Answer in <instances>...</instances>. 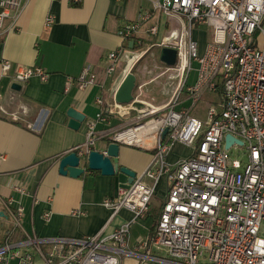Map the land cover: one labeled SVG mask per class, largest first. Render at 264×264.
Segmentation results:
<instances>
[{"label":"built area","instance_id":"built-area-1","mask_svg":"<svg viewBox=\"0 0 264 264\" xmlns=\"http://www.w3.org/2000/svg\"><path fill=\"white\" fill-rule=\"evenodd\" d=\"M23 1L0 0V36L16 27ZM79 2L71 0L73 5ZM151 12L180 25L179 33L159 45L176 51L175 66L169 69L176 72L178 84L164 108H143L135 98L124 105L133 106L135 116L132 127L116 133L117 142L131 143L134 134L147 126L158 135L154 158L145 172L115 198L102 202L112 218L121 210L132 218L109 234L102 231L76 239L30 237L22 228L23 208L12 209L11 199H0L13 224L0 243V264H127L128 259L135 264H264V0H157ZM152 13H143L118 30L124 46L107 55L104 77L115 72L130 42L134 50L143 44L136 33ZM53 22L49 15L46 27ZM200 26L212 31V41L202 53L192 38ZM157 30L153 25L147 34L154 36ZM1 68L5 73L10 64L4 62ZM192 72L196 78L188 85ZM48 77L40 67L17 66L13 82L22 85L31 78L45 82ZM72 84L79 89L104 88L89 65L67 80V87ZM184 93L190 109L175 110ZM205 93L219 96V109L210 107L203 122L190 112ZM95 103L100 111L87 125L85 143L76 151L79 156L93 149L97 122H106L108 111L100 96ZM164 129L168 132L161 139ZM227 136L234 142L225 149ZM174 143L188 147L191 154L171 167L165 158ZM162 175L166 194L155 228L148 239L132 245L131 227L150 213L154 186ZM143 179L152 180L154 186L148 187ZM13 191L25 193L17 185ZM42 218L48 219V214ZM15 231L19 240L12 239ZM158 248L165 250L164 258L158 257Z\"/></svg>","mask_w":264,"mask_h":264},{"label":"crops","instance_id":"crops-1","mask_svg":"<svg viewBox=\"0 0 264 264\" xmlns=\"http://www.w3.org/2000/svg\"><path fill=\"white\" fill-rule=\"evenodd\" d=\"M154 1L157 0H80L79 6L75 7L71 0H24L16 27L0 36V156L4 157L0 160V199H11L12 209L17 206L23 208L22 228L30 237L76 239L102 231L109 234L132 218L126 210L112 218V212L102 206L105 198H115L120 189L127 187L124 175L106 177L85 168V172L74 179L59 175L56 160L84 145L87 125L100 111L95 103L98 96L108 114L105 115L106 122L96 124V150L102 149L107 138L132 125L134 107L116 105L114 95L134 62L128 64L124 61L127 49L115 72L104 77L106 57L124 46L117 36L118 30L136 21L139 15L152 13ZM49 15L54 17V22L46 27ZM153 25H157L158 32L151 38L147 30ZM200 27L193 31L195 41ZM179 32L177 21L152 13L151 19L136 33V38L145 43L148 55L157 53L153 56L159 62L162 47H157ZM204 47H199L200 53ZM133 53L138 58V52ZM4 62L10 64L5 73L1 68ZM88 65L103 82L102 91L98 87L79 89L76 84L67 87V80L75 79ZM17 66L40 67L49 77L45 82L31 78L20 85V91H13L11 86L15 84L13 77ZM156 67H160L159 64ZM134 75L137 83L138 76ZM193 82L188 81L187 84ZM137 93L134 90L133 96L138 104L155 108L166 105L172 95L166 96L163 102L152 104L141 101ZM190 107L191 102L184 93L175 110H189ZM68 109H74L85 117L77 131L68 128ZM157 141V132L151 128L131 143L120 141V166L140 177L154 158ZM190 154L188 147L174 143L166 154V163L173 167ZM143 182L148 187L154 186L152 180L143 179ZM160 184L161 191L158 189ZM14 185L20 186L25 193H15ZM165 194L166 180L162 175L154 186L150 213L131 227L132 245L152 234L157 218L155 210L160 207ZM157 195L160 204L155 202ZM45 214H48L46 220L42 218ZM6 217V211L0 205V243L13 229L11 220ZM20 237L18 231L12 235L13 240ZM126 263L135 264L131 259Z\"/></svg>","mask_w":264,"mask_h":264},{"label":"water","instance_id":"water-1","mask_svg":"<svg viewBox=\"0 0 264 264\" xmlns=\"http://www.w3.org/2000/svg\"><path fill=\"white\" fill-rule=\"evenodd\" d=\"M133 42L128 44V51L124 54V61L128 64H133L129 72L124 76L115 95L114 103L116 105H129L134 101V90L136 89V77L133 74V66L138 61L135 53H133ZM159 62L166 68H172L176 63V51L172 47H162L158 55ZM130 66V65H129ZM13 91H20L21 86L13 84ZM66 116L69 119L68 128L77 131L84 121V116L74 109H68ZM168 130L164 129L161 137L165 138ZM116 135V134H115ZM114 135V136H115ZM114 136L105 140L102 149H93L85 156H79L76 151H69L61 155L57 160L58 173L61 176L70 178H78L85 172V168L89 171L99 172L102 176L113 177L122 174L127 178V184L131 185L137 178L136 173L120 166L119 151L120 144L114 139ZM234 142L230 137H226L225 149ZM240 144V143H239Z\"/></svg>","mask_w":264,"mask_h":264},{"label":"rangeland","instance_id":"rangeland-1","mask_svg":"<svg viewBox=\"0 0 264 264\" xmlns=\"http://www.w3.org/2000/svg\"><path fill=\"white\" fill-rule=\"evenodd\" d=\"M151 38L153 37L151 36ZM196 41L199 47L205 46L207 43H210L212 41L211 29L207 27H200ZM146 44H150V43H146ZM146 47L147 46L145 45V43H143L134 50V52L136 53L138 52L137 56H139V54H141L142 52L144 53V55L136 62L137 64L136 66L133 67V71H132L134 72V74L138 76V81L136 83L137 87L135 91L138 92L137 95L139 96L141 101H144V103L151 102L152 104H158L160 102H163L166 96H168L173 92L175 86L178 84V78L175 77L176 72L174 70L165 68L162 64L158 62L157 57H154L157 55L156 52L155 55L153 54L154 56L152 54L148 55L147 54L148 51L146 52L144 51ZM158 48L160 47H157V49ZM157 64H159L160 67H156ZM195 68L196 67L194 64L193 69ZM194 79H195V72H192L188 81L193 82ZM151 99H153L154 102H152ZM218 102H219V96L217 94L205 93L201 97L197 105L191 110L190 113L191 117L204 122L206 119V112L210 107H215L217 110L219 109ZM162 105L159 106V108H164V105L163 106ZM144 106L145 107L143 108L150 109L147 104H144ZM162 113L163 111H160V113L157 116H161ZM144 182L150 184L146 180ZM158 189L159 191L162 190V184L159 185ZM155 202L159 204L161 202L158 195L155 198ZM156 253L158 257L161 258L165 257V250L161 248H158L156 250ZM151 264H155V263H151Z\"/></svg>","mask_w":264,"mask_h":264},{"label":"bare ground","instance_id":"bare-ground-1","mask_svg":"<svg viewBox=\"0 0 264 264\" xmlns=\"http://www.w3.org/2000/svg\"><path fill=\"white\" fill-rule=\"evenodd\" d=\"M149 127L147 126V127H144V128H142V129H140V130H138L135 134H134V136H135V138L137 139V137H139L140 136V134H145L146 132H149ZM151 131V130H150ZM150 136V135H149ZM123 138H121L122 140H124V136H122ZM143 137V136H142ZM141 137V138H142Z\"/></svg>","mask_w":264,"mask_h":264},{"label":"trees","instance_id":"trees-1","mask_svg":"<svg viewBox=\"0 0 264 264\" xmlns=\"http://www.w3.org/2000/svg\"><path fill=\"white\" fill-rule=\"evenodd\" d=\"M73 6L78 7L79 4H77V5H73ZM127 47H128V46H127ZM74 151H76V150H74ZM155 211L157 212V215H156V216H158L159 208H157ZM156 220H157V218H155V223H156ZM155 223H154V226H153V230H154V228H155ZM152 232H153V231H152Z\"/></svg>","mask_w":264,"mask_h":264},{"label":"flooded vegetation","instance_id":"flooded-vegetation-1","mask_svg":"<svg viewBox=\"0 0 264 264\" xmlns=\"http://www.w3.org/2000/svg\"><path fill=\"white\" fill-rule=\"evenodd\" d=\"M147 49V48H146ZM145 51V50H144Z\"/></svg>","mask_w":264,"mask_h":264}]
</instances>
